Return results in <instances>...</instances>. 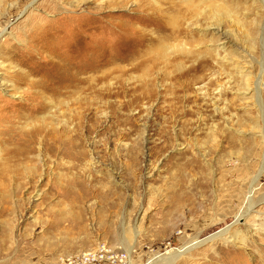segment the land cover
<instances>
[{"label":"rangeland","instance_id":"rangeland-1","mask_svg":"<svg viewBox=\"0 0 264 264\" xmlns=\"http://www.w3.org/2000/svg\"><path fill=\"white\" fill-rule=\"evenodd\" d=\"M183 1L0 0V264H264V0Z\"/></svg>","mask_w":264,"mask_h":264},{"label":"bare ground","instance_id":"bare-ground-1","mask_svg":"<svg viewBox=\"0 0 264 264\" xmlns=\"http://www.w3.org/2000/svg\"><path fill=\"white\" fill-rule=\"evenodd\" d=\"M169 1H172V0H169ZM201 3L202 2H200L199 6H196V5H194V1L193 0H184L183 3L181 2V4H184V6L186 7V9L188 11H190V10L197 11L196 8H200L198 10L199 14H201V12H202ZM169 4L171 5V8H173V4L171 2H169ZM202 5H204V3H202ZM184 6H183V8H184ZM217 16H218V14H216L215 17H217ZM219 16L220 17L222 16V10L219 11ZM216 19H218V18H216ZM169 22H172V19H170ZM169 22H165V25H164V23H161L159 21L155 22L154 24L153 23L151 24V25H155L157 27V28H153V29H155L156 31L161 32L163 34L164 39L157 40L156 43L153 42V41H150V39H148L147 40V44L146 45H142L141 48L139 49L138 58H140V59L144 58L143 54H145V49L146 48H149V47L153 48L155 46H157L155 51H151L150 50V52H152V55L155 54L157 56L156 58L153 59L154 61H156V59L158 57L159 58H163L164 60L169 58V57H167V55H168V53L171 50H172V53L174 52L175 54H176V52L188 53V46L186 44H183V43L179 44L178 43L176 45H173L174 47H171L170 46L171 44L169 45V44H167L165 42V41H169L170 39H177L182 34V31L178 27L177 28H173V26H172V28H169L168 25L171 24ZM172 24H173V22H172ZM143 33L144 32L142 31L141 35ZM162 40H165V41H162ZM147 51H148V49H147ZM59 66L61 67L60 71L55 76L50 78V80H51V82L53 84H51V86H47L46 83H43L44 85H42V88L45 90V92L52 93L53 95L61 94L62 89L65 88V87H67V88L74 87L76 85L75 83L78 81L77 77L79 75L92 73V72H94V69H95V66H93L92 57H90L88 59V63L83 68H80V66H75V65H66V64L61 63V62H59ZM45 80L47 81V79H45ZM82 81H85L86 83L90 84L92 82V78H91V76H89V77H86L85 79H83ZM36 95H39L40 98H43V99L45 98V96L43 94L38 93ZM31 141L30 140H27V141L24 140L23 141L24 142V147L23 148H25V149H21V150L22 151H24V150L26 151L27 150L26 148L30 147ZM252 193H253V187L250 190V193H249L250 196H251ZM250 196H249L248 208H247V211L245 212V215H246V213H248L250 211L251 208H253L252 198H250ZM245 215H240V217H243ZM222 234L218 235V236L216 235L214 237H211L209 240L217 239L220 236H222ZM204 242L205 241H202V242H191V243L186 244L185 246L181 247L177 251L170 250V251H167V253H165V254H163L161 256H158V257L154 256L153 258H151L149 260V262L147 264H177V262L180 260V258H182V256L190 253L195 248L201 246ZM126 253L130 257V250H128ZM127 262H128V264H131L130 261H127Z\"/></svg>","mask_w":264,"mask_h":264},{"label":"built area","instance_id":"built-area-1","mask_svg":"<svg viewBox=\"0 0 264 264\" xmlns=\"http://www.w3.org/2000/svg\"><path fill=\"white\" fill-rule=\"evenodd\" d=\"M114 251L102 250L95 254H84L79 259L68 258L62 261L61 264H116L122 262L123 258H118Z\"/></svg>","mask_w":264,"mask_h":264}]
</instances>
